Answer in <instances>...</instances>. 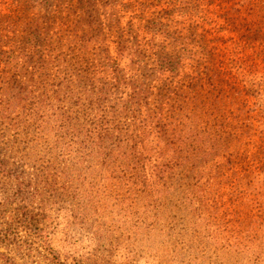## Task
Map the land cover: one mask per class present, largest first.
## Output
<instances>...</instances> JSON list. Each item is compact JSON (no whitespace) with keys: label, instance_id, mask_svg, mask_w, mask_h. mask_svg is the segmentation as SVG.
Returning <instances> with one entry per match:
<instances>
[{"label":"rangeland","instance_id":"1","mask_svg":"<svg viewBox=\"0 0 264 264\" xmlns=\"http://www.w3.org/2000/svg\"><path fill=\"white\" fill-rule=\"evenodd\" d=\"M98 2L0 0V264H264V0Z\"/></svg>","mask_w":264,"mask_h":264},{"label":"trees","instance_id":"2","mask_svg":"<svg viewBox=\"0 0 264 264\" xmlns=\"http://www.w3.org/2000/svg\"><path fill=\"white\" fill-rule=\"evenodd\" d=\"M99 0H77V4L74 5L73 7L68 6V12L71 14V16L74 17H78V18H85L86 17H91V19H94L93 14L95 13V11L97 10L96 7L94 6L95 4H97ZM99 3V2H98ZM91 4V5H90ZM90 11V12H89ZM90 13V14H88ZM2 17V16H1ZM7 23H10V20L7 21L6 19L4 20ZM1 22V21H0ZM11 23H15L14 21H11ZM96 22L93 23H88L89 25L92 24V26H90V30L89 31H83L84 34H93L91 37L94 38L95 35H97L99 33V29L94 26ZM80 21L76 22V25L73 27L74 28H79L80 27ZM76 32V31H75ZM74 30L72 31H67V36H70L71 34L75 33ZM89 32V33H87ZM85 37V36H83ZM81 41V42H80ZM88 40L82 39L79 40L80 43L86 42ZM34 45H38V44H34ZM102 52H104L102 50ZM126 49L125 48H118V54L119 56H125L126 54ZM129 55V54H128ZM166 60V59H164ZM159 65H163V61L161 59H159ZM101 65L106 68V69H111L112 73L114 74L113 78L115 80V83L117 82H122V78H121V71L117 69V65L115 62H113L110 57L108 55L103 57V60L101 62ZM63 70L66 72V74H70L71 78H67L64 77L63 82L64 83H68L72 80H74L73 78V74L67 70L66 67H63ZM77 77H81L78 73H76ZM130 88L132 90V93L130 95V100L127 103L126 106V110H129L130 108H133L135 106L141 108L144 107L145 108V115L142 119H140L139 124H135L134 126L136 128V130L140 129L142 130V135L137 137L136 139L140 138V141L143 142H138L137 140H133L134 141V145H137L139 143L144 144V140H148V137L152 135L153 132H150V128L151 126H156L157 128V133H158V141L159 143H157L158 145L161 144H165L166 142H162L164 141V136H166V131H165V125L162 126V118L161 115L164 112V99H163V94H162V89H160L159 93L156 94L155 96V100H154V106L153 109L149 108V102H148V96L150 94H148L147 96H144V90L141 88V86H137L134 84H129ZM17 87H19L18 85H13L12 84V89H16ZM108 90V86H103V87H98L93 88L91 90L92 95L94 96L95 100L98 101H91V103H95L97 102L98 104H100V101L103 100V96L105 95V92H107ZM184 94H188V92H183ZM134 112H132L133 114H135L136 112H138L136 109H133ZM139 113V112H138ZM170 114L172 115L173 121L177 122L179 118H177L178 116L175 115V110L170 111ZM138 118H136L137 120ZM148 130V131H147ZM175 137V136H174ZM168 138H170V136H168ZM105 142V140L103 141H99L97 142L98 144H103ZM141 145V144H139ZM165 174V173H164ZM162 174V176L164 175Z\"/></svg>","mask_w":264,"mask_h":264}]
</instances>
